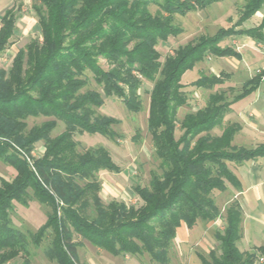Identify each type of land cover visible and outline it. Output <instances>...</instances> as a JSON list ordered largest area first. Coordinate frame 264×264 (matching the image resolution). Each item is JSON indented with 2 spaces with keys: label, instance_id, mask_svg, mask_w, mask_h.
I'll list each match as a JSON object with an SVG mask.
<instances>
[{
  "label": "trees",
  "instance_id": "obj_1",
  "mask_svg": "<svg viewBox=\"0 0 264 264\" xmlns=\"http://www.w3.org/2000/svg\"><path fill=\"white\" fill-rule=\"evenodd\" d=\"M222 1L39 0L34 5L42 40H32L20 50L9 70L0 68V160L16 171L11 180L0 178V264H15L18 257L29 255L28 236L11 218L14 202L28 205L29 189L51 207L45 223L30 238L38 246L52 230L46 254L58 264H79L74 235L115 256L146 254L151 261L168 264L183 223L192 229L220 217L219 196L230 187L242 188L237 168L264 157V142L254 147L235 144L242 126L225 123L233 105L261 87L264 68L240 89L210 93L205 106L185 114L177 137L178 110L188 105L182 79L209 56L242 60L236 47L222 45L226 39L264 42V16L257 26L243 28L262 10L264 0H243L236 22L179 46L164 61L157 46L183 32L174 21L176 15L206 10ZM151 4L159 7L156 13L150 10ZM17 21L13 7L1 18L0 58ZM100 59L109 63V69L103 68ZM89 73L101 91L84 90ZM230 77L224 71L201 74L190 85L213 89ZM144 81L153 83L147 126L161 173L151 172L148 186L134 187L140 206L115 199L105 203L96 175L121 169L104 146L79 151L75 135L116 140L113 126L119 120L97 109L104 106L105 98L116 97L129 111H142L139 90ZM40 116L53 119L28 129L27 119ZM57 120L65 129L52 137ZM216 129L221 133L214 134ZM40 141L45 150L36 158L32 152ZM225 213V226L216 232L219 248L208 255L199 253L201 264H256L264 258V246L253 247L254 251L239 248L241 203L232 201Z\"/></svg>",
  "mask_w": 264,
  "mask_h": 264
},
{
  "label": "rangeland",
  "instance_id": "obj_2",
  "mask_svg": "<svg viewBox=\"0 0 264 264\" xmlns=\"http://www.w3.org/2000/svg\"><path fill=\"white\" fill-rule=\"evenodd\" d=\"M37 3H39V0H0V25L1 18L7 9L13 7L18 16L17 29L11 39L10 45L0 58V68L9 70L15 56L20 50L26 49L32 40H42L40 26L34 10V5ZM243 4V0H224L214 3L206 10L191 12L186 16L176 15L174 21L183 28V32L176 37H170L167 42H161L157 46L162 56L161 60L164 61L167 56L174 53L176 48L202 34H213L220 27L232 25L237 21L239 10ZM158 9L159 7L157 5H150V10L153 13H156ZM263 16L264 7L255 16L245 22L243 28L257 26ZM222 45H233L242 53L243 59L236 60L234 58H216L209 56L204 62L197 64L192 71H188L183 76L182 83L185 84L184 91L188 96V105L178 110L177 137L181 134L179 124L185 114L205 106L210 93L227 90L230 87L240 89L248 78L264 68V42L255 41L247 37H235L226 39L222 42ZM100 64L103 68L109 69V63L105 59H100ZM222 71L229 73L231 77L224 84L216 86L213 89H200L190 85L201 74H219ZM88 76L89 85L84 90L96 89L101 91V87L95 83L92 75L89 73ZM152 87V82L144 81L139 90L143 102V109L138 113L129 111L124 102L116 97L105 98L104 106L97 109L99 114L112 116L119 120V123L113 126V129L118 133L116 140L101 135H89L87 133H78L75 135L79 151L93 146H104L110 151L113 160L121 169L119 173L100 171L96 175L102 184L100 196L105 203H109L115 199L127 205L140 206L142 201L134 192V187L136 185L148 186L151 172L161 173V161L155 154L152 138L147 126L150 91ZM262 91L264 92V84ZM260 98L263 100L264 94L260 95ZM250 112L252 111L242 112V118L246 120L245 122L243 121V124L248 123L262 131L260 124L262 122L264 123V115L260 116L258 121L256 115H254L255 113L252 115ZM50 119L53 118L44 116L30 117L27 119L28 129ZM229 121L226 120L225 123H229ZM260 121L261 123H259ZM57 122L58 126L52 132V137L57 136L65 129V124L62 121L57 120ZM213 133L220 134L221 129H216ZM258 140H261V138ZM44 150V143L40 141L35 144L32 155L36 158L40 157L43 155ZM237 171H239L238 168ZM15 175V169L0 160V178L11 180ZM83 183L84 181H80V184ZM233 193H235L234 190L231 192L230 199L235 198L233 197ZM229 194L226 192L220 195L217 200L221 209V215L217 220L206 223L200 222L195 226V239L187 243L186 247L173 243L169 251L170 264H201L198 258L199 253L208 255L210 250H218L219 241L216 238V232L217 230H223L225 226L224 217L226 214L225 209L229 205ZM59 205L60 216V209L63 204L60 202ZM49 212H51V207L39 201L34 196L32 189H29L28 205L14 202L11 218L14 226L28 236L29 255H22L15 259L13 263L22 264L26 260L28 264H58L57 261L50 260L46 254L51 245L52 230L48 232L47 236L38 246L32 242L29 235L32 232H36L45 223ZM262 237L264 240L263 233ZM74 241L79 243L77 248L79 264H85L87 260L90 261L91 259L100 261L99 253H95V249L88 241L78 235H74ZM259 243L263 244L264 242H257V244ZM253 246H255V243L245 240L244 236L239 242V248L242 251H254ZM256 264H264V259L261 257L258 258Z\"/></svg>",
  "mask_w": 264,
  "mask_h": 264
},
{
  "label": "crops",
  "instance_id": "obj_3",
  "mask_svg": "<svg viewBox=\"0 0 264 264\" xmlns=\"http://www.w3.org/2000/svg\"><path fill=\"white\" fill-rule=\"evenodd\" d=\"M263 84L250 96L235 103L232 107V111L225 119L227 121L231 120L230 122H238L242 126L241 131L235 137V144L245 147H254L264 142V123H261V121L259 122L261 123L260 127L262 128H260L262 130L260 131L248 123L243 124L246 120L242 118V112L249 110L252 111L250 114L253 115L255 113L254 115H256L258 121L260 116L264 115V99L262 100L260 98V95L264 94L262 91ZM256 123L258 122L256 121ZM260 138L261 140H258ZM238 169L239 171L236 170L235 173L242 183V188L236 189L230 187L227 191V193H230L228 195V201L231 203L232 201L239 199L238 201L241 203L243 209V236L245 240L255 243V246L253 247L264 246V243L257 244V242L260 241L264 242L262 237V233L264 234V157L246 162L241 167L239 166ZM233 190L235 192L233 193V197L235 198L230 199ZM194 228L190 229L185 223H183L177 229L174 243L178 246L186 247L187 243L195 239L196 232ZM92 247L95 249V253H99L100 261L91 259L90 261L87 260L85 264H160L151 261L146 254H121L115 256L103 249L95 248L93 245ZM170 263L171 259H169L168 264Z\"/></svg>",
  "mask_w": 264,
  "mask_h": 264
},
{
  "label": "built area",
  "instance_id": "obj_4",
  "mask_svg": "<svg viewBox=\"0 0 264 264\" xmlns=\"http://www.w3.org/2000/svg\"><path fill=\"white\" fill-rule=\"evenodd\" d=\"M30 160V159H29Z\"/></svg>",
  "mask_w": 264,
  "mask_h": 264
}]
</instances>
